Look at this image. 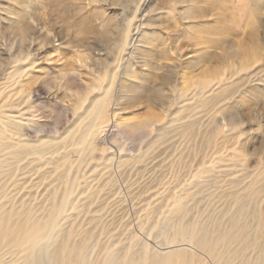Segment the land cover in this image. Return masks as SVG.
<instances>
[{
	"label": "bare ground",
	"instance_id": "bare-ground-1",
	"mask_svg": "<svg viewBox=\"0 0 264 264\" xmlns=\"http://www.w3.org/2000/svg\"><path fill=\"white\" fill-rule=\"evenodd\" d=\"M226 1L230 2L161 0L150 8L149 0L0 1V34L16 43L14 47L10 42L6 51L0 49V61H4L1 53L7 54L9 60L3 73L0 71V264H206L197 250L209 253L223 264H264V246L254 261L243 258L241 253L254 243L245 230L248 205L244 201L233 207L228 228L215 234L210 225L199 221L173 222L171 217H176L175 211L180 206L175 199L169 218L159 227L155 224L149 229L150 233L158 227L162 240L159 248L151 247L145 240H136L134 235L125 246H119L117 241L103 245L87 231L77 235L79 224L75 218L67 221L93 214L90 205L104 192L119 195L112 170L115 165L118 169L130 165L127 172L136 175L134 162L143 155L125 153L124 141L135 144L136 132L144 138L152 132L176 128L172 124L174 120L167 118L174 104L193 106L186 105L190 90L201 91L197 106L224 94L226 86L222 85L221 74L215 75L213 71L215 76H208L203 70L197 77L185 76L190 71L180 74L177 97L166 90L164 84L177 65L162 60L172 54L180 57V48L166 47L164 39L176 35L178 29L164 24L167 31L156 41L160 30L156 19L157 14H162L164 19L171 14L183 21H193L186 26L189 34L192 28L200 30V25L192 27V24L207 18L208 9L202 7L203 3L218 8ZM208 17L213 21V15ZM33 24L44 26L46 32L39 40L44 45L52 43L48 33L65 32L62 46L81 47L83 50L75 51V62L87 68L88 77L80 79L79 90L75 92L71 91L73 82L66 75L70 70L73 76H81L82 72L74 67L58 70L56 75L64 85L63 96L70 102L63 110L73 115L67 127L60 129L54 123L48 133L33 107L43 93L53 90L54 83L47 77L39 83L40 75L34 71L38 59L25 51ZM83 33L88 39H83ZM208 33L204 29L200 44L209 40ZM151 41H155L154 49H148L151 57L139 55L140 47L148 48L146 45ZM51 45L50 51L61 56V45ZM216 45L220 47L219 41ZM247 51L249 59L241 61L256 63L257 51ZM247 68L242 65L240 70ZM216 86H220L219 90L212 97L203 98L206 89L212 91ZM156 104L163 110L159 116L153 115L143 122L122 118V113L131 107L151 108ZM79 109L83 110L78 112ZM216 128V132L222 131ZM182 242L193 249L182 247ZM224 246L226 249L222 251L220 248Z\"/></svg>",
	"mask_w": 264,
	"mask_h": 264
},
{
	"label": "rangeland",
	"instance_id": "rangeland-1",
	"mask_svg": "<svg viewBox=\"0 0 264 264\" xmlns=\"http://www.w3.org/2000/svg\"><path fill=\"white\" fill-rule=\"evenodd\" d=\"M151 1L148 8L153 3L161 2ZM221 3L218 8L203 3L202 7L208 9L206 20L203 17L205 24L201 21L197 25L192 24V27L200 25V30L192 28L188 30L189 34L186 26L193 21H183L171 14L164 19L162 14H157L156 21L160 30L156 41L166 33L167 25H171L170 29H178L176 35L164 39L166 47L173 46V50L180 48V57L172 54L162 60L165 61L163 63L170 61L177 65L175 72L169 75L164 84L170 94L178 96L180 74L190 71L191 74L185 76L190 78L195 74L197 77L203 70L202 73L208 76L221 74L220 77L224 78L222 85L226 86L224 94L228 96L224 98L223 94L205 105L197 106L201 91L190 90L186 96L190 102L186 101V105L192 103L193 106L186 108L182 104H174L167 118L174 120L172 124L176 128L166 132H152L144 138L136 132L135 144L130 145L124 141L125 153L143 155L139 161L134 162L136 175L127 172L130 165L119 169L115 165L112 168L119 195L115 197L104 192L95 204L90 205L94 215L82 214L63 220L76 219L79 224L77 235L92 233L100 244L117 241L119 246L129 244L131 235H134L136 240H145L151 247L159 248L162 240L158 227L169 218L168 212L174 206L175 199L180 206L175 211L176 217H171L173 222L199 221L210 225L215 234L228 228L233 207L244 201L248 205L245 230L254 239V243L241 253L243 258L252 261L256 259L264 246V0H230L225 2L229 6L223 3L227 7L225 9ZM208 14L213 15V21ZM33 27L31 38L25 43V51L38 59L34 71L40 75L39 83L46 77L54 83L53 90L43 93V97L33 107L39 122L44 129L47 128L48 133L53 130L54 123L60 129L67 127L73 115L71 111L63 110L64 105H70V102L63 96L64 85L56 75L58 70L74 67L82 72L81 76H73V70H70L66 75L73 82L71 91L75 92L79 90L80 79L88 77L87 68L75 62V51L83 50L81 47L62 46L65 32L56 35L48 33L52 43L44 45L39 41L40 35L46 32L44 26L33 24ZM214 28H218L220 34L214 33ZM204 29L211 36L208 41L212 43L206 41L210 48L206 42L205 45L200 44L204 40ZM82 35L83 39L87 37L84 33ZM218 41L220 47L216 45ZM10 42L16 46L13 40L0 34L1 51L8 50ZM51 44L61 45V56H58V52L50 51ZM154 44L155 41L147 43L148 48L142 45V52L138 51V54L150 58L148 49H154ZM214 47L223 48L224 51ZM246 49L247 53L252 49L257 51L256 63L241 61L249 59ZM15 51L16 48L11 52ZM1 57L4 61H0V71L3 73L9 60L7 54L1 53ZM242 65L248 68L241 71ZM219 87H214L212 91L206 89L203 98L212 97ZM162 111L157 104L151 108L141 105L123 112L122 118L143 122L153 115L159 116ZM246 111L250 114H246ZM217 126L222 129L221 132H216ZM108 141L112 143L111 138ZM155 224L158 227L149 233ZM181 246L193 249L186 242H182ZM220 249L224 251L226 247ZM196 252L206 264H223L209 253L202 250Z\"/></svg>",
	"mask_w": 264,
	"mask_h": 264
}]
</instances>
